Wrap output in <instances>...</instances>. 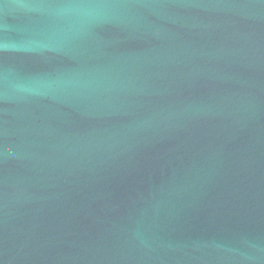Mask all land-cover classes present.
Here are the masks:
<instances>
[{"label": "water", "instance_id": "95a60500", "mask_svg": "<svg viewBox=\"0 0 264 264\" xmlns=\"http://www.w3.org/2000/svg\"><path fill=\"white\" fill-rule=\"evenodd\" d=\"M0 264H264V0H0Z\"/></svg>", "mask_w": 264, "mask_h": 264}]
</instances>
